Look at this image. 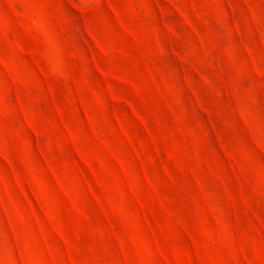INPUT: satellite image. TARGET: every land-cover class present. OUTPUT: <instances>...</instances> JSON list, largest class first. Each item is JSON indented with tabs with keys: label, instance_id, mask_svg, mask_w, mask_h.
<instances>
[{
	"label": "rangeland",
	"instance_id": "rangeland-1",
	"mask_svg": "<svg viewBox=\"0 0 264 264\" xmlns=\"http://www.w3.org/2000/svg\"><path fill=\"white\" fill-rule=\"evenodd\" d=\"M0 264H264V0H0Z\"/></svg>",
	"mask_w": 264,
	"mask_h": 264
}]
</instances>
